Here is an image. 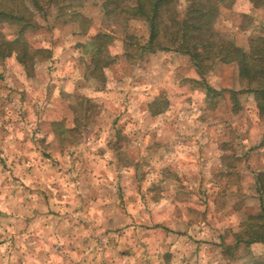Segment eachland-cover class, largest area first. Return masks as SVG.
<instances>
[{"label":"rangeland","instance_id":"obj_1","mask_svg":"<svg viewBox=\"0 0 264 264\" xmlns=\"http://www.w3.org/2000/svg\"><path fill=\"white\" fill-rule=\"evenodd\" d=\"M102 2L84 1L86 24L64 23L55 9L38 16L43 27L29 41L52 57L37 59L32 76L15 57L0 63V264H53L15 238L32 210L70 230L81 224L85 264H224L222 246L264 206L254 96L240 93L235 64L219 62L204 79L220 94L207 96L188 56L142 52L147 23L106 16ZM0 31L14 38V28ZM215 31L247 51L264 33V7L235 0ZM100 32L113 34L104 84L86 77L84 45ZM152 105L163 112L153 116ZM251 251L263 255L264 244Z\"/></svg>","mask_w":264,"mask_h":264},{"label":"trees","instance_id":"obj_2","mask_svg":"<svg viewBox=\"0 0 264 264\" xmlns=\"http://www.w3.org/2000/svg\"><path fill=\"white\" fill-rule=\"evenodd\" d=\"M84 1L0 0V26H10L15 30L13 39L0 31V63L15 57L25 74L32 76L37 59L52 57L49 48H35L29 41V36L43 27L38 16L46 20L50 10L55 9L57 18L64 23L80 20L81 24H86L89 20L81 12ZM180 1L103 0L102 7L106 16L125 22L140 19L147 23L149 38L145 45L139 46L142 52H176L188 56L203 78L207 96L220 94L205 83L207 72L217 62L235 64L241 83L245 85L240 93L254 96L258 113L264 119V33L252 38L250 49L246 51L233 42L221 39L215 31L221 9L231 7L235 0H186L184 12L179 11ZM249 2L255 9L264 7V0ZM112 38V33L100 32L91 35L84 45L86 54L91 58L86 77L103 84L107 81L104 69L113 63L107 54ZM231 93L233 97L238 94ZM153 109L154 105L151 106L154 116L163 112ZM255 184L259 194L264 195V172L256 175ZM240 229L235 234L234 244L222 246L224 264H264V254L256 256L251 251L252 246L264 244V206L260 214L249 216Z\"/></svg>","mask_w":264,"mask_h":264},{"label":"crops","instance_id":"obj_3","mask_svg":"<svg viewBox=\"0 0 264 264\" xmlns=\"http://www.w3.org/2000/svg\"><path fill=\"white\" fill-rule=\"evenodd\" d=\"M148 134L149 133H147V135ZM50 141L52 140H49L48 142ZM80 148L81 152H85V148H83V145ZM93 155V157L96 158V161L99 162V156H95V154ZM52 170L54 174L50 178L56 179L55 175L57 174V170L55 168ZM31 172H33L35 175L40 174V170L38 169V167H34ZM45 176L46 174L44 175V177ZM51 188L52 191H56V189H53V187ZM61 191H64V188H62ZM48 195V197L51 198V201H53V203L54 201L57 202L55 197L52 196L51 192L48 193ZM57 198H59V196H57ZM40 208L43 209L41 210V213L48 209L46 208V206ZM31 213L29 211V214L32 215L33 218L35 216L37 217H35L29 225L21 224V228L16 230L17 233L14 232L16 234L15 238L16 240H18L19 243H22L26 239L29 240V252L31 253V255H35L36 259H42V257H44L47 263L51 262L53 264H85V235H83L82 228H80L81 224H75V227L73 226V228L70 230L69 225L63 220L60 223L54 222L49 217H43L44 219L39 218V213H34L33 210ZM33 261L35 260L30 259V262Z\"/></svg>","mask_w":264,"mask_h":264}]
</instances>
